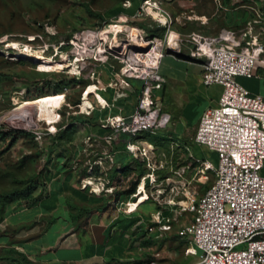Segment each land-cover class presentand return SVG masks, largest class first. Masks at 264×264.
I'll use <instances>...</instances> for the list:
<instances>
[{
	"label": "built area",
	"instance_id": "obj_1",
	"mask_svg": "<svg viewBox=\"0 0 264 264\" xmlns=\"http://www.w3.org/2000/svg\"><path fill=\"white\" fill-rule=\"evenodd\" d=\"M122 7L130 10L132 0H125ZM152 13L154 25L151 27L167 29L163 38L131 25L125 13L111 20L106 28H86L61 42L60 57H52L67 63L66 70L59 72L94 81L75 108L88 118L96 112L97 126L105 131L103 135L91 132L85 138L88 148L82 153L88 157L84 165L87 177L82 179L81 189H89L95 195L103 192L112 195L115 188L110 186L108 174L112 169L118 174L124 173L120 156L129 153L134 158L146 159L153 173L141 179L136 194L131 197L136 207H129L128 201L118 202L119 212L131 214L139 202L152 201L156 212L143 222L147 226L145 234L149 237L156 234L157 238L173 233L183 213H194L193 221L182 226L177 234L187 243L190 253L199 257L197 264H264V96L252 93L238 81L240 77H258L257 65L264 57V45L260 41H249L257 21L249 19L241 32L224 29L214 36L200 32L182 36L172 32L175 19L171 12L161 6L160 1L151 4L148 0L140 4L131 19L145 20ZM121 27H133L136 33ZM16 44L20 45H11ZM11 47L23 56H27L30 49L28 46ZM185 47H189L193 58L203 61V85L222 87L217 105L205 110L193 138L195 144L217 155L216 167L208 161L202 163L204 171L215 172V180L200 199L199 192L192 193L186 189L185 182L171 176L160 184H152L151 177L156 178L158 171L152 161L156 147L138 140L144 133L157 135L168 127L171 116L155 98V92L161 91L166 82L160 68L167 53L179 56ZM102 71L110 77L108 83L102 82ZM131 80L143 82V86L136 108L126 113V106L121 104H130L136 92ZM92 86L95 90L89 93ZM62 93L65 100L59 110L67 104L69 91L65 88ZM87 95L94 107L83 113L80 105ZM100 98L105 99L104 106ZM86 125L91 129L94 126L90 122ZM122 138H128V142L123 149H116ZM104 143L106 150L100 151L98 147ZM186 149L190 150L188 146ZM78 168L74 160L72 169ZM185 171L184 168L178 175ZM144 182L146 186L142 190ZM94 185L100 186V193L94 191ZM186 199L190 200L189 205L176 210Z\"/></svg>",
	"mask_w": 264,
	"mask_h": 264
},
{
	"label": "rangeland",
	"instance_id": "obj_2",
	"mask_svg": "<svg viewBox=\"0 0 264 264\" xmlns=\"http://www.w3.org/2000/svg\"><path fill=\"white\" fill-rule=\"evenodd\" d=\"M124 1L0 0V133L2 134L0 196L23 188L44 189L50 181V176L60 164L59 159L62 155L88 148L85 138L91 128L86 123L90 118L97 117V113H93L88 118L80 115V110L75 106L80 103L83 93L94 81L84 76L77 79L73 75L59 72V61L52 57L59 58L61 55L59 44L70 40L81 30L106 28L111 20L123 16L125 13L119 12L123 8ZM134 1L142 4L145 0H132V3ZM148 1L151 4L160 1L161 6L171 12L175 19L172 27V32L175 34L187 36L192 32H200L211 36L220 34L224 29L241 32L245 30L249 19H254L257 21L256 30L249 41L252 43L260 41L264 45V0ZM153 16L152 13L145 20L130 18V24L143 27L152 36L163 38L167 29L157 25L152 28ZM13 43L20 45L18 47L11 45ZM11 46L19 49L28 46L31 50H40L43 58L31 59L23 56L19 50L11 49ZM17 54L23 58L17 57ZM165 63L163 72L160 69V74L165 76L166 82L161 91L155 92V98L163 103L164 111L171 113V121L168 127L159 131L157 135L144 133L138 140L153 143L156 147L152 161L158 171L155 172L156 178L151 177L152 184L153 182L160 184L171 176L176 181L185 182L186 189L192 193L199 192L198 199H200L212 187L215 180V172L204 171L202 163L208 161L213 167L217 166L216 153L193 141L199 125V114L204 104L202 100L207 93L201 83L203 61L193 58L189 47H185L182 55L167 53ZM257 73V79L262 80L258 90L261 91L260 95L264 96V57L257 65ZM101 80L103 83H108L110 80L105 71H102ZM130 83L140 93L143 82L131 80ZM65 88L69 91L67 104L59 110L58 122L53 124L42 122L36 128L21 127L7 122V118L12 114L20 113L18 109L25 100L51 94L48 97L54 99L58 107L59 103L65 100V95L53 93L63 91ZM191 89L194 92H191ZM94 90L95 87L92 86L89 93ZM136 100L137 97L134 96L132 102ZM190 102L197 105L190 110V120H188L184 116V105ZM32 109L30 107L23 110ZM93 124L97 126L96 121ZM12 142L14 143L10 145ZM126 142L128 138H123L117 145L123 146ZM105 145L106 143L98 149L106 150ZM187 146L190 150L186 149ZM81 154L78 158L65 157L64 167L74 172L72 162L76 160L81 169L84 161L88 160L85 153L81 152ZM119 162L132 169L144 170L146 175L153 173L146 159L134 158L129 153L121 155ZM184 168L185 173L178 175V172ZM81 182L82 180L80 187ZM85 191L90 192L89 189ZM98 196L102 197L99 205L108 206L105 193ZM11 201L14 200L0 198V218L4 208ZM182 208L175 207L178 211ZM111 210H117V205H113ZM76 212L83 220L90 210L78 207ZM97 219L99 220L100 216H96L94 221ZM193 219L194 213H183L173 233L165 238H157L156 234L152 237L145 234L146 222L134 218L124 221L120 218L117 223L124 221L123 224L120 226L114 224L109 228L108 241L119 248L126 245L129 252L126 258L116 257L103 264H197L199 257L190 253L187 243L177 234L182 226L191 223ZM102 230L103 227H98L96 231L98 241L103 239Z\"/></svg>",
	"mask_w": 264,
	"mask_h": 264
},
{
	"label": "crops",
	"instance_id": "obj_3",
	"mask_svg": "<svg viewBox=\"0 0 264 264\" xmlns=\"http://www.w3.org/2000/svg\"><path fill=\"white\" fill-rule=\"evenodd\" d=\"M132 16L128 15L130 18ZM165 65L164 58L160 68L162 72ZM238 81L252 93H261L258 85L262 80L256 76L240 77ZM203 87L207 93L202 100L204 104L199 121L207 108L217 105L222 93L221 86ZM193 89L191 92H194ZM192 102L184 105V116L188 120L190 110L197 105L191 104ZM121 105H125V112L130 113L136 108L137 100L132 102L131 99L130 104ZM167 113L171 116V113ZM91 132L102 135L105 133L96 125L89 129L87 134ZM116 147L123 149L124 145ZM81 152L78 149L62 155L60 164L47 182V187L38 188L29 197L11 201L6 205L0 218V264H103L109 259L127 257L129 251L126 245L119 248L108 241L109 228L114 224L120 226L124 221L133 218L143 222L155 214L156 206L151 201L139 202L137 209L131 214L118 211V202L131 200L146 173L144 171L140 174L139 169L134 168L132 171L118 174L112 169L108 178L110 186L115 188V193L105 195L108 206L101 207V196L91 194L80 187V181L87 177V169L84 167L87 159L82 168L74 172L63 165L65 157L78 158ZM135 184L136 191L130 193ZM113 205H117V210H111ZM78 207L90 210L83 220L76 212ZM96 216H100V219L94 221ZM120 218L124 221L117 223ZM98 227H103L101 241H98L96 235Z\"/></svg>",
	"mask_w": 264,
	"mask_h": 264
},
{
	"label": "bare ground",
	"instance_id": "obj_4",
	"mask_svg": "<svg viewBox=\"0 0 264 264\" xmlns=\"http://www.w3.org/2000/svg\"><path fill=\"white\" fill-rule=\"evenodd\" d=\"M122 29H126L129 32L136 33L133 27H121ZM25 45V44H24ZM18 47L19 45L16 44ZM15 48V47H14ZM19 54V53H18ZM27 56L31 59L41 60L43 58L40 50L34 51L29 49ZM67 63L59 62V70H66ZM75 70L72 69V73ZM101 105L104 106L106 101L103 98H100ZM56 101L54 99H51L49 97H39L33 100H25L22 102V106L18 109L20 110L19 114H12L10 117L7 118V122H10L12 124L26 127V128H36L38 125L42 122L53 124L58 122L59 120V108L61 107V103H59V106L56 107ZM33 108L32 110H23L25 108ZM94 105L92 104L89 96H87L84 100V104H82V112L85 113L89 110V108H93ZM58 113V114H57ZM148 147V143L146 144ZM145 182L142 185L141 189L143 190L145 188ZM94 191L97 193L101 192V188L99 185L93 186ZM189 198H192L190 193L187 194ZM190 200L186 199L182 202V207H187L189 205ZM127 205L129 207H136L135 202L128 201Z\"/></svg>",
	"mask_w": 264,
	"mask_h": 264
},
{
	"label": "trees",
	"instance_id": "obj_5",
	"mask_svg": "<svg viewBox=\"0 0 264 264\" xmlns=\"http://www.w3.org/2000/svg\"><path fill=\"white\" fill-rule=\"evenodd\" d=\"M140 6V3L137 2V1H134L133 2V7L130 9V10H125L124 8H122L120 10L119 13H126L128 15H133L137 9L139 8ZM65 49V48H63ZM23 60V59H22ZM63 91H60V92H56V93H53V94H58V93H62ZM140 93H138L137 91L135 92V94L133 95V97H138ZM48 95H51V94H47V95H44V96H41V97H48ZM79 104V103H78ZM97 118V117H95ZM95 118L93 119H89V122L90 123H93L95 121H93ZM1 133H0V137H1ZM5 136L6 135H10V134H4ZM13 141V140H12ZM14 142H12L10 145H12ZM128 170H131L132 171V168H129V167H126L123 169V172H126ZM140 171V174H143L144 173V170H141L139 169ZM264 173V172H263ZM136 184L134 185V187L130 190V193H134L136 191ZM35 187H30V188H23L21 190H17V191H13L11 193H5L3 194L2 196H0V198H4V199H13V200H17V199H22V198H26V197H29L34 191H35ZM24 260L27 261V258L24 257ZM28 262V261H27Z\"/></svg>",
	"mask_w": 264,
	"mask_h": 264
}]
</instances>
